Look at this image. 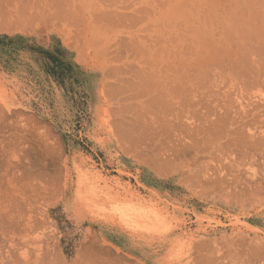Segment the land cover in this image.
<instances>
[{"label": "rangeland", "instance_id": "obj_1", "mask_svg": "<svg viewBox=\"0 0 264 264\" xmlns=\"http://www.w3.org/2000/svg\"><path fill=\"white\" fill-rule=\"evenodd\" d=\"M86 1L89 6L93 2L94 4L102 2L101 5H96L100 10H107L117 1L114 7H128L122 8L123 13L125 10L126 13L130 11L134 16L139 12L132 9L139 8L142 2L148 9L140 8L139 11L147 15L145 17L136 15L137 19L140 18L138 20L141 21L140 23L137 19L135 22L128 20L130 26L136 24L134 27L127 26L126 31L121 21L115 20L117 24L113 25L123 26L108 30L109 26L105 29L99 26L100 22L98 25V23H92L91 19L88 22V25L92 24L91 26L86 23L83 25L85 19L82 17L83 27L80 28L78 25L76 29L73 26L71 30L64 31L69 34L64 40L69 44L71 53L63 52L62 49L67 50V48L57 47L52 42L48 46L44 45L48 42L45 30L23 32L15 29L9 31V28L8 30L0 29V92L2 91L0 98L7 99L6 104L12 109L13 114L14 111L16 115L18 113L19 119L26 120L25 118H31L33 115L36 121L38 119L40 129L38 130L52 144L56 153L61 151L62 156L67 157V166L70 169L71 179L68 178L67 188L63 191L59 187L62 180L56 176L61 167H59L60 164L56 163L55 156L45 159L44 169L48 172V176H45V182L42 180L46 184L43 183L46 189L45 186L44 190L42 188L41 193H45V196L41 200H43L42 203H47L51 193L53 196L50 199L54 198V201L49 200L52 203H47L50 204L48 207L50 216L47 223H51L44 224L46 226L43 225V229L40 230L44 238L46 237L45 245L52 248V243L56 244L57 239L55 253H59L69 264L75 261V264L89 263V260L95 256H97V262L112 261L115 264H264L263 87L260 83L254 82L255 78H253L254 81L250 79L251 82H249L248 76L245 77L246 80L244 77L242 79L239 76V79L237 76V80L232 77L234 75L229 76L230 79L227 78L228 80L222 84L217 82L215 84L210 76L206 75L207 69L201 68L198 80L203 85L201 84L197 97L198 102H194L195 113L192 115L187 111L180 120H176L174 112L168 113L166 110V118L171 125L169 133L172 138L174 141L175 138H184L181 141L182 144L180 143L181 146H176L182 155L173 153L175 150L173 148L169 150V144L174 145L169 133L155 140L152 148L148 145L149 132L154 130L151 128L150 120L147 121L145 116L148 113L152 119L151 110L146 109L147 98L140 97L139 87L136 85L131 87L132 85L129 84L132 79L131 66L140 65L145 53L136 55L134 59L132 51L124 46V42H130L127 31L130 34L131 30H135L136 36L144 37L143 40H154L158 33L154 32L156 30L151 20L153 10L158 12L164 9L159 8V4L155 3L158 2L156 0H150V2L149 0H114V3L110 0ZM127 1L129 3L136 1V4L134 2L128 5ZM164 1L166 4L174 0H160L161 3ZM198 1L204 6L202 4L199 6ZM198 1L196 4L189 0L190 4L187 0H176L174 3L177 6L170 3L178 7L174 13L181 16L178 19L179 22L186 24L184 18L190 12L194 15L200 13L197 14L199 16L205 10L204 13L206 12L207 16L203 13L201 15L204 18L210 17L213 12L217 15L220 12L218 6L222 2L232 6L230 15L236 21L238 16L243 21L247 20L253 14L251 11L259 9L264 13V8L261 7L262 0H249L250 4L246 0H241L242 2L220 0V3L219 0ZM236 1L238 4L241 2L243 15H237ZM244 1L250 6L249 8ZM120 2H126L127 6ZM132 5L134 8L129 9ZM96 7L94 6L93 9ZM114 7L113 9H116ZM110 8L109 11H111ZM180 9L185 12H179ZM261 11L258 13L262 14ZM150 12L152 13L149 16ZM256 13L254 16L256 20L260 19L258 21L260 25L264 14L262 18L261 16L259 18ZM76 15L75 12L74 14L71 12L69 19H64L60 23L57 21L56 26L60 28L64 25L71 26L72 18ZM251 17L252 21H248L252 23H249L250 26L258 25L253 16ZM126 21L123 23L125 24ZM104 22H101L102 25L105 24ZM149 23H151L150 27H148ZM237 24L239 27L241 22L239 24L238 20ZM139 25L147 27L146 30L141 31L142 26ZM244 25L242 28L247 33L249 31L250 35L244 31L246 37L241 35L240 38L238 34H235V38L232 34L229 42L228 35L226 41L222 35L225 45L219 43L223 45L222 48L220 45L221 50L219 44L218 46L214 44L210 52L202 57L206 60L209 58V61L216 60L226 53L224 46L227 48L229 45L231 50L227 48V51L239 52L240 57L244 58L243 53L245 51L249 53L251 50L252 55L249 54L246 57L256 58L257 56L258 60L259 52L256 50L254 53L253 44L258 43L256 45L258 49L261 41L259 42L257 35V40L251 39L255 35L250 33L258 28L252 30L245 22ZM84 26L88 28L84 30ZM250 28L251 31L248 30ZM150 30L153 31L152 35H148L152 33ZM208 31H202L201 34L207 41L218 37L215 30H210L213 32L209 31V33ZM134 33L132 32L131 35L134 36ZM154 34H157L156 37L153 36ZM238 38L239 44L244 45L243 43L248 42L247 44L252 47L246 44L245 48L241 49L242 45L237 44L239 48L236 49L237 41L234 40ZM242 40L245 41L242 42ZM233 47L235 49H232ZM260 52L264 53V49ZM211 56L212 59H210ZM262 61L264 58L260 62ZM260 64V68L264 67L262 66L264 63ZM261 71L262 69L259 71L260 74H264V70ZM209 79H211L210 84ZM241 99L242 102H240ZM251 99L252 102H250ZM187 100L190 103L193 101L190 97ZM158 113H162L161 110H158ZM119 117L128 119L133 125V132L128 137V141L127 139L121 141L115 135L114 121ZM205 120H208V126L211 127L209 132L195 135L194 138L199 139V147L197 155L192 156V142L187 132L189 129H195L196 125ZM141 123H144L145 127ZM168 135H170L169 138L164 137ZM170 139L173 143L169 141ZM202 139H204L203 142ZM152 150L159 153L157 156L160 159L159 167L162 173L148 165ZM145 174L150 176L149 180L145 179ZM227 185L229 187L225 189ZM54 193L55 196L56 193L64 194H59L62 199L57 201ZM107 196L109 200L107 203L110 206L114 205L112 209L118 216L124 215L125 223L123 227L114 224L99 233V225L94 221V215L98 204ZM148 212L151 215L154 214L153 223L145 221ZM44 229L47 233H44ZM91 230L96 234L99 233L97 246L102 250L97 252L99 249L95 248V252L94 250L92 252L95 256L89 254L78 260L77 258L80 257L78 253L89 239ZM45 245L43 244V247ZM55 253L53 257H56Z\"/></svg>", "mask_w": 264, "mask_h": 264}, {"label": "bare ground", "instance_id": "obj_2", "mask_svg": "<svg viewBox=\"0 0 264 264\" xmlns=\"http://www.w3.org/2000/svg\"><path fill=\"white\" fill-rule=\"evenodd\" d=\"M84 1L87 2L86 0H84ZM95 1L100 2L102 0H95ZM103 1L105 2L107 0H103ZM113 1L114 0H112V1L110 0L111 3ZM156 1H158L155 3L159 4V8L164 9V11H161V10L158 11L157 10L158 12L153 10L155 13L153 12L152 17H151V20L153 21L152 24L154 26L153 28L156 30L154 32L158 33V36L156 37L157 34L156 35L154 34L153 36L156 38H154V40L150 39V41H147V40H143L144 37L142 38L141 35H139V37L136 36L137 33L136 32L134 33L135 30H133V31L131 30V33L133 32L135 35L133 36V34L131 35V33L129 34L127 31V34L129 35V36L128 35L127 36L130 39L129 40L130 42L129 43L124 42V46L129 47V49L132 51L134 59H136V55H141V54L143 55V52L145 53L143 56L144 57L143 60L141 59L142 57L140 58L142 60V61H140V63H141L140 65L138 64V66H131L132 79H131L129 84H130V86L132 85L131 87H133L135 85L137 87H139L138 88V94L140 95V97L142 96V97L147 98L146 99V105H147L146 109L151 110L152 119H151V116L147 112H146L147 114L145 116H147L146 117L147 121L150 120V123L152 126L151 128H152V130H154L152 132L151 131L149 132L150 133L149 134L150 139H149L148 145H150L151 147H152V145L155 144L154 143L155 140H157L159 138H163V136H162L163 134L167 135L169 133L171 125H170V122L166 118V110L168 113L174 112V116H175L176 120H180V117H183L187 111L189 113H191L192 115L195 113L194 102H196V103L198 102L197 97L199 96L198 94H199L201 84H202V83L200 84V82H199L200 80H198L200 77L199 70L201 68L207 69L206 75L210 76V78L213 80L212 82H214V83L217 82L218 84L219 83L222 84V82H224L225 80H228L227 78H229V76H231V75H234L232 77H235L237 80H238L237 76L238 77L240 76L241 78L244 77L245 80L248 76L249 82H251L250 79L255 78V81H254V79L252 81H254L255 83L258 82V84L260 83V86H262L264 89V74L263 73L260 74V72H259L261 69H262V71L264 70L263 69L264 67L260 68V66H261L260 63H262V64L264 63V61L260 62L261 59L264 58V53L260 52V50L262 51L264 49L263 48L264 47V44H263L264 43V17L262 18V14H264V13L261 10H259V9L255 10L257 13L255 11L252 12L250 10L251 13H253L252 15L250 13V15L253 16L254 19H255V16H254L255 13H256V16L258 14L259 18H260V16L262 18L260 21L261 22L260 25L258 22L260 19H258V20L255 19L256 20L255 22H258V25L253 24V26L255 25L254 27L250 26V24H252V23H250L252 21L251 16L249 17L251 19L248 18L247 20H245L246 17L243 16V17H245V18H243L245 21H243L242 18L239 16L236 17V19L238 18V20H239V24L241 22V24L239 26L240 29L238 30V28H239L238 24H237L238 20L237 21L234 20V17L232 15H230V13H232V8H231L232 6L229 5L230 6L229 7L228 5H226L223 2L220 3V0H219L220 5L218 6V9L220 10V12L219 13L217 12L218 13L217 15H214L215 12H213V14H211V16L212 15H214V16L204 18L201 15H202V13L204 15L207 14L206 12L204 13L205 10L203 12L201 10L202 13L199 16H197V14H200V13H195V15H194L193 13L190 12L184 18V21H186V24L184 23L185 25L182 24L183 22H179V20H178L181 16H178L179 14L177 15L176 13H174L176 11V8L178 9V7L172 6L173 4H176V3H174V1H176V0H174L173 2L169 1V3L167 2L166 4H164L165 1L163 3H161L160 0H156ZM187 1L189 2V0H187ZM192 1L197 4L198 0L197 1L192 0ZM239 1H241V0H238V2ZM77 2H78V8H73V9L74 10L77 9V10H75L76 11L75 14H77L76 19H78L77 20L78 22L80 20L83 22V20L85 19L83 25H86V24L88 25V22H90L92 20V23H98V25L100 22L99 26L105 27V29L110 27L108 30H111L115 27L118 28V27L125 25L123 27H125V31H126V29H128L127 26H130L129 21L135 22L137 19V17H136L137 14L134 16L133 13L132 14L130 13V11L127 12V13H129V14H127L126 10L123 13V9L126 8L125 6H122V8L124 7L123 9L120 6L114 7L115 5H117V3H116L117 1H115V4H113L114 6L113 5L109 6L110 2L108 1L109 3H107V6H109V7L107 10L98 9L96 7V5L98 3L94 4L95 2L90 3L91 4L90 6L86 5L85 7L82 6L84 4L82 2H81L82 3V5H81L80 0H77ZM134 2L136 4V1H133V3ZM149 2H150V0H149ZM151 2H153V1H151ZM201 2H202V0H201ZM205 2H206L205 4H207V1H205ZM230 2H231V0H230ZM238 2H237V4H238ZM241 2H240V4H241ZM246 2L248 3L249 0L248 1L246 0ZM246 2H245V5L247 7V5L250 3L247 4ZM70 3H71L70 0H0V27H2L0 29L3 30V28L4 29L7 28V30H8V28H9V31H11L10 29H12V30L15 29V30H21L23 32H32L34 30L42 32V30L48 31L49 29L54 30V29L59 27V26L58 27L56 26L57 21L60 23V21H63L64 19L67 20L71 17L72 8L69 7V6H71ZM120 3H122V2H120ZM133 3L128 2L127 4L130 5ZM170 3L172 5H170ZM189 3H188V6H189ZM198 3H199V6L202 4V3L200 4V1H198ZM261 3L264 4V1L262 0ZM261 3L259 2V4H261ZM101 4H102V2L99 3L98 5H101ZM122 4L126 5V2H123ZM122 4H119V5H122ZM158 4H155V5L158 6ZM217 4H218V1H217ZM237 4H236V7H237L236 10L238 9L237 15L238 14L243 15L244 14V10H242L243 8L240 7V4H238V5ZM262 4H261V7L263 6V8H264V5H262ZM142 5L143 4L141 2V4H139V8L138 7L134 8L132 5V7L129 9L134 8V9H132V11L134 10V11L139 12L137 16L145 17L147 14L143 15L142 14L143 12L142 11L140 12L139 9L140 8L148 9V7L145 8L144 5L143 6ZM94 6L96 7L95 9H93ZM151 6H152V4H151ZM169 6H172V7H169ZM176 6H177V4H176ZM202 6H204V5L202 4ZM113 7L116 9L118 8V10L113 9ZM181 7L182 6H180V8ZM234 7L235 6H233V9H234ZM249 7L250 6L248 5V8ZM89 8H91V9H89ZM109 8L111 9V11H109ZM153 8H156V7H153ZM200 8L201 7H199V9ZM240 8H241V10H239ZM119 9H121V10H119ZM136 9H138V10H136ZM151 9H152V7H151ZM188 9H190V8H188ZM183 10H185V9H183ZM219 10H214V11H219ZM180 11H182V10L180 9L179 12ZM258 11H261L262 14L258 13ZM137 12H135V13H137ZM179 12L177 11V13H179ZM182 12H185V11H182ZM196 12H197V10H196ZM120 13H122V14H120ZM151 13L152 12L148 13V15L150 16ZM208 15H210V13ZM228 16H232L233 18L228 17ZM82 17H84V19H82ZM211 18H213L212 21H210ZM149 19H150V17L148 18V20ZM115 20H117L119 22L121 21L123 25L114 26L113 24H117ZM138 20H140V18L137 19V21ZM102 21L103 22L108 21V22L107 23L104 22L105 24H103V25H105V26H103L101 23ZM112 21H113V23H111ZM125 21H126V23L124 24L123 22H125ZM242 21H243V23H242ZM248 21H250V22H248ZM82 22H81V24H82ZM144 22H146V21H144ZM234 22H235V24H234ZM244 22H245V24L249 25V27H251L252 30L254 28H258L256 30L255 29L253 30L257 33L251 31V28L248 30L251 31L250 32L251 34L253 33L255 35V36L253 35L254 37L251 36L252 37V38L250 37L251 39L255 38L253 40L259 39V42L261 41L260 42L261 45L259 44L260 46H258L259 47L258 49L256 46L258 44L257 43L258 41L256 42L257 43L256 45L253 44L254 45L253 46L254 53L256 50H258V52H259V59H258L259 62L257 60V56H256V58H253V57L247 58L246 57L249 54L252 55V53H250L251 50H249V53H247L245 51V53H243V54H245V57L243 56L244 58H242V56L240 57L239 52L234 53L233 52L234 50L229 51V50H231V47H228L229 46L228 44H226V46L228 45L227 48L229 50L227 51V48H225V46H224L226 53L222 57L220 56L218 59L214 58L216 60H213L212 59L213 57L211 56L210 59H212V61H209V58H207L208 60H206L205 58L202 57L203 55L208 54L210 52V50L214 44L217 46L219 43L224 44V42L228 38L229 39L227 41L229 42L231 37L235 34H238L240 36V38L242 36L246 37L245 35L247 32L242 28V26L244 25ZM255 22H253V23H255ZM131 24H133V23H131ZM135 24L136 23H134V25ZM89 25H90V23H89ZM134 25H131L130 27H132V26L134 27ZM144 25L143 26L139 25V26H142L140 29L141 31L146 30L147 27H145L146 25L145 26ZM88 26L87 27L84 26V30L87 29ZM107 26H109V27H107ZM150 26H151V23H149L148 27H150ZM243 27H245V25ZM52 30H50V31H52ZM205 30H207V31L208 30L209 31L215 30L216 31L215 34H217L218 37L215 36L216 38L214 40L210 39V41L209 40L207 41L206 39H204L201 36L202 31H205ZM141 31H138V32L142 33ZM150 31H152V30H150ZM209 31H208V33H209ZM232 31H233V33H232ZM244 31L246 32L245 34H244ZM146 32H148V31H146ZM210 32H213V31H210ZM248 33H249V31H248ZM248 33H247V35H250ZM152 34H153V31H152V33H150L148 35H152ZM148 35H146V36H148ZM222 35H223V37L226 38L225 41L222 39L223 38ZM227 35H228V38L226 37ZM256 35L259 36V38ZM140 36H141V38H140ZM256 37H257V39H256ZM235 38H236V35H235ZM234 41H237V43H235ZM234 41L233 42L236 45L232 44L231 42L230 43L232 45H235V47L238 45L240 46V44L242 45V43L239 44V42H238L239 38L237 40H234ZM244 41L245 40H242V42H244ZM246 41H248V39H246ZM222 44H219V49H220V45H222ZM243 44L246 45L245 43H243ZM139 45L141 46V48ZM232 45H230V46H232ZM244 45H242V47L240 46V48L241 49H243V47L245 48ZM239 46L236 49H238ZM248 46H250V45H248ZM222 47H223V45L221 46V48ZM235 47H233L232 49H235ZM250 47H252V46H250ZM235 52H236V50H235ZM207 57H208V55H207ZM262 66H264V64ZM258 72H259V78L257 77ZM240 77H239V79H240ZM203 78H206V77H203ZM211 79H209V84H210ZM201 80H202V78H201ZM232 82H235V81L232 80ZM238 83H239V81H238ZM215 84H212V85H215ZM254 85H256V84H254ZM242 87H240V88H242ZM239 90H241V89H239ZM260 90H261V88H260ZM258 91H259V89H258ZM261 91H263V90H261ZM0 93H2V91ZM201 94H203V93H201ZM263 95H264V93H263ZM239 96L241 97V94ZM189 97L192 98V100H193L192 103H190L187 100ZM242 99L240 102H242ZM5 101L7 102V99L2 100V98H0V264H69L66 262V260H64V258L62 256L59 255V253L58 254L55 253L56 247H57L56 245H58V240L56 239L57 241L55 240V242H57V243L56 244L52 243V248H49L48 247L49 245H45L46 237L44 238V235L40 231L41 228L43 229V225L48 222L47 219H49V216H50V210L48 207L50 204H47V203L48 202L52 203L49 200H51L50 198H52V196H53V193H51L52 194V195L50 194L51 197L47 198L48 202L42 203L43 200H41V198L45 196L44 195L45 193H43V192L41 193V191L44 190V186L46 185L44 183L46 179L44 180V178H45V176H48V172H46V170L44 169L45 164H46L45 159L46 158L48 159V158L55 156L56 163H58V165L60 164L59 167L61 166L59 168V171L56 174V176L58 177V179L60 178L59 180H62V183L59 184L58 183L59 180L57 181V183L60 185V186L58 185L60 187V189L65 191L67 188L68 178H70L69 177L70 176V169L67 166L68 165L67 164V157L66 156L63 157L61 151H59L58 153L55 152V149L52 146V144H50L47 141V139L43 136V134H41V132L39 131L40 130L39 129V122H37L38 119H37V121H36V119H34L35 118L34 115L32 117L30 115L31 118H28L29 120L27 118H25L26 120H23L21 118L19 119L20 116L19 117L17 116L18 113L16 115L15 114L16 111H14L15 113L13 114V112H11L12 109L9 108V106L6 104ZM250 102H252V99ZM250 105H251V103H250ZM158 110H161L162 113H158ZM245 110L247 112V109H245ZM28 117H29V115H28ZM141 125L145 127L144 123H141ZM208 125H209L208 120H205V121H202L199 125H196L195 129H189V131L187 132V135H188V137L191 138L190 140L192 142V144H191V142L188 143L189 145L191 144V147H192L191 148L192 149V151H191L192 156L197 155L198 147H199V142H198L199 139L194 138L195 135L199 134V133L209 132V127H211V126H208ZM210 125H212V124H210ZM114 128H115L114 131L116 133L115 135L121 141H126V139L128 141V137L131 136V134L133 132V125H132L131 121H129L128 119H124V117H119L118 119H116L114 121ZM110 131H112V130L110 129ZM142 132H144V131H142ZM224 132H226V131H224ZM170 135L164 136V137L169 138ZM170 137L172 138V135ZM227 138H228V135H227ZM172 139H170L169 141L172 142ZM183 139L184 138H181V137L175 138V141L173 139L174 145L169 144V146H170L169 150L171 148H173V149H175V150H173V153L176 152V154L182 155V154H180L181 152H179V150L176 149V146L180 145V143ZM201 141L203 142L204 139H202ZM152 143H154V144H152ZM156 143H157V145H159L158 141ZM185 146H187V145H185ZM154 148H155V146H154ZM150 152L152 154V157H151V161L149 162L148 165L151 168H154L157 172L162 173V170H160V167H159L161 165L159 163L160 159L157 156V154H159V153L156 151H153V150ZM160 158H162V157H160ZM164 160L166 161L165 158H164ZM149 178H150V176L148 174H145V179L149 180ZM42 180L44 182H42ZM53 181H54V179H53ZM235 182H237V181H235ZM43 183L45 184L44 186H43ZM228 187H229V185H227L225 187V189H227ZM236 187H237V185H236ZM42 188H43V190H42ZM48 188H50V187H48ZM45 189H46V186H45ZM227 192H228V190H227ZM59 194H64V193H56V196L54 193V197L57 201L62 199L59 197L60 196ZM53 199L51 201H54ZM45 204H47V205H45ZM146 217H147L146 218L147 220H145V221L153 223L154 214L151 215V213L149 214V212H148V215H146ZM94 221L99 225V228H98L99 233L102 231V229L104 227L109 228V226H112L114 224H116V225L118 224L116 213L110 208L107 209V211L99 212L98 215L94 217ZM49 223H51V222H49ZM49 223H47V224H49ZM44 226H46V225H44ZM39 231H40L41 235H40ZM92 231L93 230H91V232L88 231L89 232V236H88L89 239L81 247V249L78 253V255L80 256L77 258L78 260L81 257H86L89 254H91L90 256H95V255H93L92 252L95 248L99 247V246H97V245H99L98 244L99 240L97 239V235L99 233L96 234L95 231H93V232ZM45 232L46 231L44 229V233ZM50 236H51V234H50ZM48 240L50 241V239H48ZM43 244L45 245V247H43ZM95 250H94V252H95ZM101 250L102 249H99V250H97V252L101 251ZM54 253L56 254L55 255L56 257H53ZM256 254H259V253L256 252ZM95 258L97 259V256H95ZM95 258H91L89 260V263L83 262V264H115L112 261L111 262L110 261L97 262L98 259L96 260ZM251 260H253V259H251ZM103 261H105V260H103ZM75 262L71 263V264H75Z\"/></svg>", "mask_w": 264, "mask_h": 264}, {"label": "crops", "instance_id": "obj_3", "mask_svg": "<svg viewBox=\"0 0 264 264\" xmlns=\"http://www.w3.org/2000/svg\"><path fill=\"white\" fill-rule=\"evenodd\" d=\"M70 1H71L72 13L74 14V12H76L75 10H77V9L74 10L73 8H76L77 7L78 2H77V0H70ZM81 2L84 3L85 5L84 4L82 5ZM80 3L84 7L87 5V2H85L84 0H80ZM75 17L72 18L73 20H72L71 23H73V24L71 26L65 27V25H64L63 27L62 26H61V28L58 27V29H54L52 31H49L48 30L46 32V36L48 38V42L46 44H44V45L48 46L50 44V42H52V44L56 45L57 47H60L61 46V47L67 48V50L62 49L63 52H65V53H71L72 50L69 49L70 48L69 44L66 43L65 40H64L67 36H69V34L64 33V31L67 30V29L68 30H71V28L73 26L76 29H77L78 25H79L80 28L82 27V24H81L82 21L80 20L78 22L77 21L78 19H76ZM33 36H36V35H33ZM108 201H109L108 200V196L107 197H104V201L103 202H100V204H98V206H97V212L95 213L94 217L97 216L99 212L107 211V209H109V208L112 209L114 207V205L113 206H110L109 203H107ZM120 213H122V212H120ZM116 215H117V213H116ZM117 223L119 224L120 227H123V223H125L124 215H119V216L117 215ZM104 228H107V227H104ZM104 228L102 229V231H104Z\"/></svg>", "mask_w": 264, "mask_h": 264}]
</instances>
